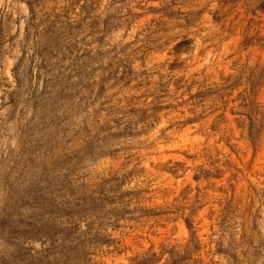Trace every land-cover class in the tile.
<instances>
[{
    "label": "rangeland",
    "instance_id": "rangeland-1",
    "mask_svg": "<svg viewBox=\"0 0 264 264\" xmlns=\"http://www.w3.org/2000/svg\"><path fill=\"white\" fill-rule=\"evenodd\" d=\"M263 244L264 0H0V264Z\"/></svg>",
    "mask_w": 264,
    "mask_h": 264
},
{
    "label": "bare ground",
    "instance_id": "bare-ground-1",
    "mask_svg": "<svg viewBox=\"0 0 264 264\" xmlns=\"http://www.w3.org/2000/svg\"><path fill=\"white\" fill-rule=\"evenodd\" d=\"M61 139V138H60ZM57 152V151H56ZM58 154V153H57ZM59 160V159H58ZM72 161V160H71ZM48 163V162H47ZM62 170V169H61ZM49 172V171H48ZM47 172V173H48ZM40 179V178H39ZM56 180V179H55ZM39 181V180H38ZM58 181V180H57ZM98 184V183H97ZM96 184V185H97ZM73 189V188H72ZM83 190V189H82ZM68 191V190H67ZM72 191V190H71ZM69 192V191H68ZM85 192V191H84ZM89 192V191H88ZM106 192V191H105ZM58 193V192H57ZM65 193V192H64ZM74 193V192H73ZM110 193V192H109ZM64 195V194H63ZM78 195V194H77ZM81 195V194H80ZM83 195V194H82ZM57 196H59V195H57ZM70 196V195H69ZM68 196V197H69ZM91 196V195H90ZM56 197V196H55ZM71 197V196H70ZM61 198V197H60ZM64 198V197H63ZM74 199H76L75 197H74ZM51 200V199H50ZM63 200V199H62ZM77 200V199H76ZM84 200H86V199H84ZM92 200V199H91ZM103 200V199H102ZM74 201V200H73ZM70 202H72V201H70ZM78 202H79V200H78ZM82 202V201H81ZM86 202V201H85ZM61 203V202H60ZM57 205V204H56ZM62 205H64V204H62ZM73 205V204H72ZM47 206V205H46ZM55 207V206H54ZM78 207V206H77ZM50 209H51V207H50ZM66 209V208H65ZM87 209V208H86ZM75 210V209H74ZM84 213H85V211H83ZM67 213H68V211H67ZM73 214V213H72ZM82 214V213H81ZM55 215V214H54ZM78 215V214H77ZM85 216V215H84ZM74 217V216H73ZM73 217H72V219H73ZM65 218V217H64ZM69 219H70V217H69ZM75 219V218H74ZM62 220H63V216H62ZM80 220V219H79ZM90 220V219H89ZM66 221V220H65ZM86 221V220H85ZM52 222V221H51ZM82 222V221H81ZM49 223V222H48ZM67 223V222H66ZM63 224H65V223H63ZM72 224V223H71ZM76 224V223H75ZM39 225V224H38ZM39 226H41V225H39ZM55 227V226H54ZM70 227V226H69ZM68 227V228H69ZM85 227V226H84ZM63 228V227H62ZM78 228V227H77ZM38 229V228H37ZM57 229V228H56ZM61 229V228H60ZM82 229V228H81ZM69 230V229H68ZM71 230V229H70ZM69 230V231H70ZM76 230V229H75ZM83 230H85V228L83 229ZM37 232V231H36ZM61 232V231H60ZM77 232H79V231H77ZM31 233H32V231H31ZM65 233H67V231L65 232ZM76 233V232H75ZM83 233V232H82ZM37 234V233H36ZM59 234V233H58ZM62 234V233H61ZM26 235V234H25ZM33 235V234H32ZM30 236V235H29ZM64 236V235H63ZM73 236V235H72ZM78 236V235H77ZM20 237H22V236H20ZM24 237V236H23ZM27 237V236H26ZM76 237V236H75ZM89 237V236H88ZM25 238V237H24ZM72 238V237H71ZM18 239V238H17ZM34 239V238H33ZM58 239V238H57ZM75 239H77V238H75ZM91 239H92V237H91ZM88 240V239H87ZM23 241V240H22ZM257 241V240H256ZM259 241V240H258ZM26 242H27V240H26ZM56 242V241H55ZM58 242V241H57ZM66 242V241H65ZM75 242V241H74ZM77 242V241H76ZM262 242V241H261ZM70 243V242H69ZM255 243V242H254ZM17 244V243H16ZM63 244V243H62ZM67 244V243H66ZM90 244V243H89ZM88 244V245H89ZM8 245V244H7ZM9 245H11V244H9ZM22 245V244H21ZM27 245V244H26ZM29 245V244H28ZM73 245V244H72ZM75 245V244H74ZM78 245V244H77ZM88 245H87V247H88ZM92 245V244H91ZM259 245V244H258ZM264 245V244H263ZM12 246V245H11ZM10 246V247H11ZM20 246V245H19ZM59 247V246H58ZM57 247V248H58ZM67 247V246H66ZM90 247V246H89ZM93 247V246H92ZM257 247V246H256ZM261 247V246H260ZM21 248V247H20ZM81 248V247H80ZM259 248V247H258ZM28 249V248H27ZM21 250V249H20ZM62 250H64L63 248H62ZM67 250V249H66ZM65 250V251H66ZM72 250V249H71ZM77 250V249H76ZM19 251V250H18ZM58 251H59V249H58ZM68 251V250H67ZM83 251V250H82ZM262 251V250H261ZM11 252V251H10ZM15 252V251H14ZM13 252V253H14ZM27 252V251H26ZM29 252V251H28ZM72 252V251H71ZM17 253V252H16ZM25 254V253H24ZM31 254V253H30ZM75 254V253H74ZM74 254L72 253V255L74 256ZM94 254V253H93ZM92 254V255H93ZM258 254V253H257ZM260 254V253H259ZM26 255V254H25ZM58 255V254H57ZM254 255V254H253ZM34 256V255H33ZM89 256V255H88ZM36 257V256H35ZM72 257V256H71ZM77 257V256H76ZM83 257V256H82ZM26 258V257H25ZM64 258V257H63ZM73 259H71V261H72ZM70 263V262H69ZM73 263V262H72ZM87 263V262H86ZM64 264V263H63Z\"/></svg>",
    "mask_w": 264,
    "mask_h": 264
}]
</instances>
